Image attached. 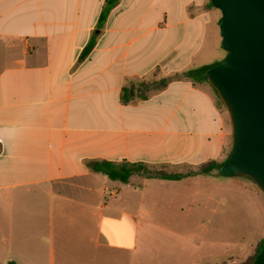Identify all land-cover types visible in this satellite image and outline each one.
Masks as SVG:
<instances>
[{"label":"crops","instance_id":"crops-1","mask_svg":"<svg viewBox=\"0 0 264 264\" xmlns=\"http://www.w3.org/2000/svg\"><path fill=\"white\" fill-rule=\"evenodd\" d=\"M105 2L0 0V264H203L202 250L206 264H243L264 239V194L249 178L121 183L92 170L226 161L223 103L204 78L181 76L225 58L221 11L210 0H118L99 23ZM160 78L172 79L137 97L140 81ZM216 196L241 234L201 218L193 238V205L203 212Z\"/></svg>","mask_w":264,"mask_h":264},{"label":"water","instance_id":"water-1","mask_svg":"<svg viewBox=\"0 0 264 264\" xmlns=\"http://www.w3.org/2000/svg\"><path fill=\"white\" fill-rule=\"evenodd\" d=\"M221 11L225 58L196 73L216 91L231 124L232 145L219 169L244 176L264 194V0H210ZM252 264H264V246Z\"/></svg>","mask_w":264,"mask_h":264},{"label":"trees","instance_id":"trees-1","mask_svg":"<svg viewBox=\"0 0 264 264\" xmlns=\"http://www.w3.org/2000/svg\"><path fill=\"white\" fill-rule=\"evenodd\" d=\"M118 0H106L105 5L99 15V23H102L106 18L109 10L117 3ZM209 5L212 6L211 2ZM94 45L92 39L85 45L82 49L79 59H84L89 52L91 51ZM181 76H186L195 80H201L203 78H197L193 73H184ZM180 77V75H175ZM173 77V78H174ZM172 78H160V79H150L140 81L137 85V91L139 92L138 98L144 99L147 97V93L151 89H162L170 82ZM228 159V157H227ZM226 159V161H227ZM225 161V162H226ZM224 162V163H225ZM224 163H216L214 161H206L194 169L187 170L185 172L169 171L164 166H151L143 162H109V161H100L96 162L92 166V170L105 174L110 180L119 181L121 183H127L132 176H140L145 178H158L165 180H178L183 177L196 176V175H211L213 173L219 174V169ZM220 175V174H219ZM264 246V239L261 240L257 246L253 256L246 260L243 264H252L255 257L261 251ZM6 264H15L12 261L7 262Z\"/></svg>","mask_w":264,"mask_h":264},{"label":"rangeland","instance_id":"rangeland-1","mask_svg":"<svg viewBox=\"0 0 264 264\" xmlns=\"http://www.w3.org/2000/svg\"><path fill=\"white\" fill-rule=\"evenodd\" d=\"M196 168V167H194ZM217 180L222 181V182H228L232 179L229 177H223V176H217ZM204 186V185H203ZM215 196V195H213ZM219 197H213L211 201H208L206 203L207 209L203 210V212L200 211V208H197L195 205H193V210H192V235L193 238H196L200 236L201 234V227H200V219H203V224H205L208 228V230H215L217 227L223 228L224 230V235L225 237H231V238H236L241 234V230L239 228L240 221L237 219H233L231 217V211L226 209L225 206L227 205H219ZM204 203V202H203ZM222 211V212H221ZM204 229V228H203ZM212 234H209V236H212ZM203 255V264L206 260H211L210 254L208 255V252H203L201 251ZM208 255V256H205ZM222 264V263H218ZM229 264V263H225Z\"/></svg>","mask_w":264,"mask_h":264}]
</instances>
